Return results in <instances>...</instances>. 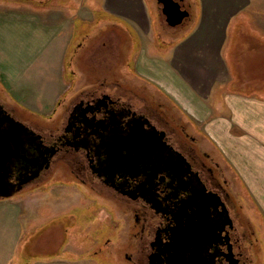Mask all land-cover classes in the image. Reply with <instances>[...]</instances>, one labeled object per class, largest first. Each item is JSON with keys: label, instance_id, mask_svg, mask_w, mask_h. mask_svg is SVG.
I'll return each mask as SVG.
<instances>
[{"label": "flooded vegetation", "instance_id": "flooded-vegetation-1", "mask_svg": "<svg viewBox=\"0 0 264 264\" xmlns=\"http://www.w3.org/2000/svg\"><path fill=\"white\" fill-rule=\"evenodd\" d=\"M111 76L46 119L0 86V198L68 176L112 213L105 245L124 264H248L259 238L209 138L157 89Z\"/></svg>", "mask_w": 264, "mask_h": 264}, {"label": "crops", "instance_id": "crops-1", "mask_svg": "<svg viewBox=\"0 0 264 264\" xmlns=\"http://www.w3.org/2000/svg\"><path fill=\"white\" fill-rule=\"evenodd\" d=\"M96 1L100 7L75 12L0 0V79L17 97L65 96L71 86L60 72L66 64H82L78 53L88 47L90 36L81 33L74 50L78 20L94 24L91 36L101 50L107 46L108 25L127 20L140 45L133 56L136 77L160 91L209 138L222 166L237 177L264 219V0H183L189 13L178 25L167 21L159 0H150L151 7L147 0ZM88 10L95 20L82 16ZM161 21L170 36H179L172 42L164 38L163 48L153 50ZM51 50L58 51L53 74H33L38 59ZM27 103L36 112L49 110L45 98ZM14 198L0 199V257L13 255L31 224L21 210L25 204Z\"/></svg>", "mask_w": 264, "mask_h": 264}, {"label": "rangeland", "instance_id": "rangeland-1", "mask_svg": "<svg viewBox=\"0 0 264 264\" xmlns=\"http://www.w3.org/2000/svg\"><path fill=\"white\" fill-rule=\"evenodd\" d=\"M25 1L30 2V4L39 3L47 4L48 6H52L53 4L52 7L71 8L75 12L80 7L93 10V8H98L97 5H99V7L101 5L96 0H88L89 2L80 0ZM147 2H150V0H147ZM149 6L151 7V2ZM189 10H192L194 13V6L192 8L190 7ZM152 15L158 20L159 17H157L154 11ZM82 16L90 19L92 16L91 11L88 13L83 12ZM92 19L95 20L96 18L92 16ZM163 21L157 24V42L155 46H152L153 50L159 49L160 47L159 50H161L163 45H165V39L172 42V37L176 36L169 35L170 33L168 32L167 26L165 27ZM127 22V20L123 21L120 19L117 22L119 26L113 24L108 25L107 29L110 31L106 32L105 36L107 46L105 49L101 50L102 47L96 46L95 37H92L95 34L94 24L89 25L85 22L81 23V20H78L73 46L74 50L78 47L77 43L81 42L80 38L82 39V37H84V35H80L81 33L85 32V34H90V36L86 37L88 47L86 46V49L80 50V52L78 49V54L80 55L78 58L82 64H66L62 73L60 72L59 77L62 80L65 77L69 79V81L67 80L68 85L71 86V91H68L65 96L48 98L36 96L34 94L24 96V98H26L24 101L23 96H15L14 92L11 90L12 87H9L6 82L0 79L2 91H4L5 95L12 98L14 101L13 103L24 109L28 115L46 119L54 115L57 109L60 110L65 103H69L70 100L75 98L82 90H86L90 86L94 87L90 81L93 82L97 75L102 77L106 73V75L112 77L111 73L113 74V72H115V75L118 76L123 75L124 77L130 75L136 77V74L133 72V56L135 52L140 49V45L134 29L130 27ZM113 27H115V29ZM164 27L167 29V34L163 32L165 30ZM178 36L179 35L176 37ZM152 43L150 42L146 47L149 49ZM51 52L52 50L44 54L45 57L38 59L37 65H35V68L32 70L33 74L38 76L39 73V76L42 78L49 77L53 74L52 68L56 69L58 65L56 62V58L58 59V54L56 53H58V51L54 50L52 53ZM104 61L113 65V67H115L114 70L110 69V71L107 72V69L105 72V66H103L105 65ZM45 68L47 70L50 68L49 74L44 72ZM78 70H82L83 72ZM41 82L42 81H40L39 85H41ZM143 83L145 82L142 81L141 84ZM42 85L45 86L44 81ZM36 86H38V84H36ZM27 98L31 101H33V99L38 100V102L44 101L45 98L49 103V110H45V113L34 111L27 103ZM187 120L191 124H194L191 122V119L189 120L187 118ZM227 174L231 176L233 180L231 184L233 192L239 193L245 200L243 202L244 207L242 211L245 212L249 218L250 231H255L259 238L258 244L249 245L251 261H249L250 263L248 262V264H264L263 216L260 214L257 206L239 180L237 181L238 183L235 184V175L233 172H227ZM79 185V183L74 182V180L68 176L62 178L56 177L55 179L51 178L42 183L37 189L30 190V192L27 190L25 193H22L24 196L19 193L15 194L14 197L16 198L14 199H18L19 202H21L20 204H25V208L21 210L23 211L24 218L26 217L31 224L24 229L25 234L22 238L20 247L12 251L13 255L9 257H0V264H124L121 258V252L116 246L114 245L110 248L118 238V235L115 236L114 232H112L114 230L113 224L115 223V220H113L114 222L111 220L112 213L108 212L107 206L103 204L102 200L97 197L95 193L91 194L84 185ZM97 199L98 203L96 201ZM109 238L110 241H108L107 244L109 243L108 246L110 247L108 248L105 242ZM103 248L105 249L104 251H102ZM115 250H117V252H115ZM113 253H116L118 259H116Z\"/></svg>", "mask_w": 264, "mask_h": 264}, {"label": "water", "instance_id": "water-1", "mask_svg": "<svg viewBox=\"0 0 264 264\" xmlns=\"http://www.w3.org/2000/svg\"><path fill=\"white\" fill-rule=\"evenodd\" d=\"M159 1L162 4V10L167 17V21L172 25L181 23L189 13L183 0H159ZM11 195L12 194L7 193L5 194L4 197H9Z\"/></svg>", "mask_w": 264, "mask_h": 264}]
</instances>
